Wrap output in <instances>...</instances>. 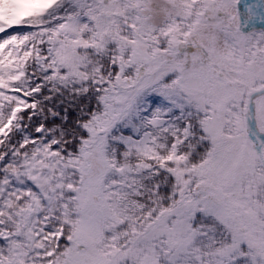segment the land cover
<instances>
[{"label":"snow or ice","instance_id":"6c2138e0","mask_svg":"<svg viewBox=\"0 0 264 264\" xmlns=\"http://www.w3.org/2000/svg\"><path fill=\"white\" fill-rule=\"evenodd\" d=\"M0 264H264V0H0Z\"/></svg>","mask_w":264,"mask_h":264}]
</instances>
